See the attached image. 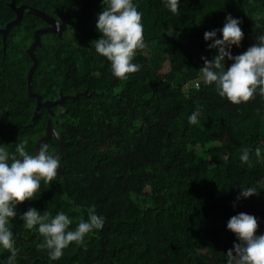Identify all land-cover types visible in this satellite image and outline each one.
<instances>
[{
	"label": "trees",
	"instance_id": "16d2710c",
	"mask_svg": "<svg viewBox=\"0 0 264 264\" xmlns=\"http://www.w3.org/2000/svg\"><path fill=\"white\" fill-rule=\"evenodd\" d=\"M10 2L0 0V28L16 16ZM15 3L55 20L69 13L61 36L41 35L31 87L42 101L79 94L52 108V125L69 143L62 175L17 205L15 264H50L47 250L38 247L42 235L20 216L32 206L68 212L71 227L89 210L106 217L102 229L73 241L51 264H226L237 239L227 228L232 215L255 214L264 232V190L236 201L240 186L264 179V96L235 104L214 85H196L202 56L216 52L207 47L205 30L222 27L227 12L241 17L245 37L232 51L243 52L264 35V0H181L177 12L164 0H138L146 47L137 50L140 68L127 79L115 77L110 61L95 51L101 0ZM46 26L25 10L5 50L0 35V143L10 152L25 140L33 152L50 117L46 108L34 114L36 98L27 86V49ZM196 108L200 116L193 123L188 117ZM47 143L58 150L54 136ZM9 254L0 246V264Z\"/></svg>",
	"mask_w": 264,
	"mask_h": 264
},
{
	"label": "clouds",
	"instance_id": "9594fccd",
	"mask_svg": "<svg viewBox=\"0 0 264 264\" xmlns=\"http://www.w3.org/2000/svg\"><path fill=\"white\" fill-rule=\"evenodd\" d=\"M102 10L97 13L96 30L101 33L95 39V51L110 61L112 74L127 79L128 73L139 70L134 62L138 49L146 47L144 40L143 12L138 0H101ZM171 12H177L181 0H164ZM222 34V35H218ZM245 32L242 18L227 12L222 27L206 29L204 39L211 41L207 47L216 49L211 59L202 56L197 87L201 83L214 85L221 97L240 104L256 94L264 96V35L256 37V42L246 50L234 54L233 46H242ZM231 60L230 65L226 61ZM200 109L189 115L190 122H196ZM27 141L17 142L15 151L10 152L5 143H0V246L10 251L7 264H15L19 251L11 227L17 216V205L25 200L37 198L42 182L51 184L58 177V169L63 166L61 153L50 151L47 142H41L34 152L27 148ZM258 155L262 154L256 148ZM243 160L249 159V149L245 148ZM260 185V187H257ZM264 190V179L256 184L240 186L236 201L259 194ZM235 206V201L233 202ZM20 216L27 229H37L43 240L38 244L46 249L51 261L64 254V249L73 241L82 242L86 235L104 227L106 217L95 210H89L87 218H81L75 227L68 212L59 210L53 215L48 210L28 207ZM259 218L252 213L239 211L227 221L236 240L226 251V264H264V232H258Z\"/></svg>",
	"mask_w": 264,
	"mask_h": 264
},
{
	"label": "water",
	"instance_id": "95a60500",
	"mask_svg": "<svg viewBox=\"0 0 264 264\" xmlns=\"http://www.w3.org/2000/svg\"><path fill=\"white\" fill-rule=\"evenodd\" d=\"M9 6L15 12L16 16L12 21L7 23L4 28H0V35L2 37L4 50L6 48V37L9 31L11 30L12 27L17 26L20 23L25 10H27L29 13L35 16L40 17L47 24L46 27L37 29L34 32V40L27 49V54L29 55L32 61V65L27 72V86H28V94L36 98V108H35L34 114L36 115L37 111L40 108H46L50 114V117L47 120L45 134L42 138H40L37 141L33 152L38 148L41 142H47L52 138V136H54L58 140V143H59V148L56 152L61 153V155L66 154L67 145L69 143L64 142L61 139V137L57 134L56 130L54 129L52 125V117L54 116V112L52 111V108L56 105H62L68 98H75V99L78 98L79 94H76L74 97H72V96H64L62 93H60L59 98L54 101H50V100L42 101V98L39 94L32 92L31 85H32V74L38 64L35 51H36V48L41 45V35H44L47 33H56L58 36H61L64 30L67 28V25L71 23L69 13L66 12L64 15L60 17L59 20H55L54 18L50 17L49 15H47L45 12L41 10H37L35 8L29 7L26 5L16 6L15 0H11ZM86 94H87L86 92L81 93V95H86ZM61 175H62V168L60 167L58 169V176H61Z\"/></svg>",
	"mask_w": 264,
	"mask_h": 264
},
{
	"label": "rangeland",
	"instance_id": "374dc122",
	"mask_svg": "<svg viewBox=\"0 0 264 264\" xmlns=\"http://www.w3.org/2000/svg\"><path fill=\"white\" fill-rule=\"evenodd\" d=\"M167 69H168V67H167V65L165 64V65L163 66L162 72H166Z\"/></svg>",
	"mask_w": 264,
	"mask_h": 264
}]
</instances>
